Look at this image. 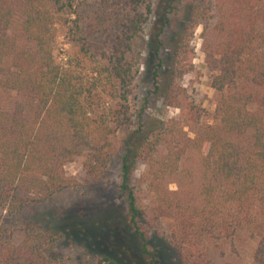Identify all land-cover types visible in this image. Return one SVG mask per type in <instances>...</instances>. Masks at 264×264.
Wrapping results in <instances>:
<instances>
[{
	"label": "trees",
	"instance_id": "obj_1",
	"mask_svg": "<svg viewBox=\"0 0 264 264\" xmlns=\"http://www.w3.org/2000/svg\"><path fill=\"white\" fill-rule=\"evenodd\" d=\"M139 2L0 0V264H68L55 250L61 230L6 220L71 187L69 164L81 162L86 177L99 180L118 153L119 192L148 264H216L225 256L264 264V0H161L149 10L152 33L137 45L146 24ZM182 11L163 86L167 31ZM200 26L212 35L203 52L220 94L212 124L202 123L181 84L193 71L189 44ZM58 39L70 47L60 63ZM132 41L134 62H143L175 117L147 116L150 92L130 114L122 91ZM140 166L147 208L133 185ZM145 218L167 231L151 236Z\"/></svg>",
	"mask_w": 264,
	"mask_h": 264
},
{
	"label": "rangeland",
	"instance_id": "obj_2",
	"mask_svg": "<svg viewBox=\"0 0 264 264\" xmlns=\"http://www.w3.org/2000/svg\"><path fill=\"white\" fill-rule=\"evenodd\" d=\"M160 1L140 0L136 10L145 18L146 24L142 33L138 35L137 45L147 41L152 33L155 19L149 10L154 12ZM184 24L185 16L182 11L173 17L167 31V41L165 40L167 49L163 55L167 72L161 82L163 86L170 80L172 55L181 39V29ZM211 26L207 29H211ZM204 28L198 27L191 39L189 49L194 55L193 71L182 79L181 84L202 111V123L212 124L220 94L211 87L215 73L205 64L203 45L206 41H210L212 35L208 31L204 33ZM63 42V39H58L55 45L54 56L58 63L64 50L70 51V47L64 46ZM139 49L141 52L142 49L137 47V50ZM126 52L124 60L128 84L122 94L126 98L130 114H137L141 108L142 98L150 92L146 115L159 120L175 117L178 111L166 108L162 105L159 95L153 93L154 89L145 73L143 62H140V65L134 62V41H132V49ZM122 64L124 65V62ZM121 136L122 133H119L118 137ZM190 137L193 135L190 134ZM120 166V153H118L112 159L106 175L99 180H92L86 177L81 162L69 164L65 170L74 180L71 187L56 194L51 200L27 205L16 217L7 219V225L14 221L21 227L30 223L39 231H45L48 228L61 230L64 238L56 242L55 250L56 254L62 256L68 264H109L101 262L104 258H109L114 264H148V259L141 253L140 243L132 234L127 221L126 204L119 192ZM145 171L144 166L138 167L133 176V185L146 197L144 208H147L151 206V196L146 192L143 183ZM169 189L175 190V186L171 185ZM148 220V218L143 219L141 224L151 236L167 231L165 224L150 225ZM170 262L172 264V261ZM216 264L230 263L225 256L219 258ZM243 264H249V260Z\"/></svg>",
	"mask_w": 264,
	"mask_h": 264
}]
</instances>
